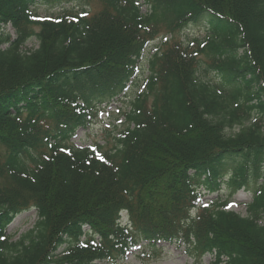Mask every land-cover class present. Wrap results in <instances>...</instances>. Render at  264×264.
I'll list each match as a JSON object with an SVG mask.
<instances>
[{
	"label": "trees",
	"instance_id": "16d2710c",
	"mask_svg": "<svg viewBox=\"0 0 264 264\" xmlns=\"http://www.w3.org/2000/svg\"><path fill=\"white\" fill-rule=\"evenodd\" d=\"M39 1L0 0V264L115 263L159 241L192 264H264V0H144L146 12L65 0L80 11L56 17ZM205 18L204 37L179 39ZM158 37L113 143L76 148L74 132L133 82ZM229 161L230 194L252 193L246 215L200 203ZM29 209L34 227L12 240L7 226Z\"/></svg>",
	"mask_w": 264,
	"mask_h": 264
},
{
	"label": "rangeland",
	"instance_id": "374dc122",
	"mask_svg": "<svg viewBox=\"0 0 264 264\" xmlns=\"http://www.w3.org/2000/svg\"><path fill=\"white\" fill-rule=\"evenodd\" d=\"M81 4L75 3L74 1L65 0H40L37 4L36 11L41 17H51L56 16L63 12L65 9L79 11ZM142 11H146V6L142 7ZM206 18L200 21L198 24H193L187 27L186 30L180 35L179 39L186 41L193 37H204L207 33L208 26L206 25ZM11 34L13 30L8 28ZM158 41H156L157 43ZM33 44L37 47V43ZM30 44L28 46H30ZM151 44V49L152 45ZM151 51V50H150ZM150 51L143 57L138 64L137 77L131 85L125 90L122 96H119V100L110 101V103L105 107L103 104L100 108L93 111V116L90 122L85 128H79L71 139L74 146L78 148H84L93 146L95 143L106 144L109 141V145L113 143L112 133H115V127L118 128L122 126L124 121L123 116L120 111L128 112L130 109V100L143 90L145 86V78L148 75L146 71V60L150 55ZM203 65V64H202ZM205 65H203L204 67ZM201 67V68H203ZM208 78L213 80L216 77L215 74L210 73ZM121 97V98H120ZM115 99V98H113ZM112 99V100H113ZM103 108V109H102ZM256 111L253 112L255 115ZM121 124V125H119ZM227 166L224 170L226 173L225 181L230 174L231 167L233 164L227 162ZM225 183V182H224ZM200 198L202 203L208 204L214 201H225L229 202L228 209L233 210L241 215H246V206L252 200V193L248 190H240L235 194H230V189L227 184H223L218 193L208 192L204 188H200ZM37 221V213L34 209L22 212L19 214L13 223L8 226L6 234L11 236L12 240H17L20 236L25 234L27 231L32 229ZM156 247H162L160 252L154 253L153 248L147 246L144 243L143 247H136L129 251L122 259L115 263L103 262L104 264H192L193 258L186 252L183 245L178 242L172 244H166L159 242ZM156 248V249H157ZM63 247L60 248L62 251ZM214 260V255H205L202 258V263L210 264Z\"/></svg>",
	"mask_w": 264,
	"mask_h": 264
}]
</instances>
